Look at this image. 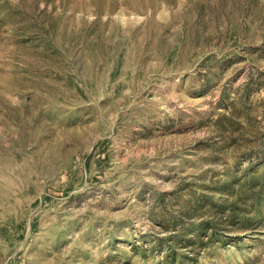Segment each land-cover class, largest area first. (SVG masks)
<instances>
[{"label":"rangeland","instance_id":"rangeland-1","mask_svg":"<svg viewBox=\"0 0 264 264\" xmlns=\"http://www.w3.org/2000/svg\"><path fill=\"white\" fill-rule=\"evenodd\" d=\"M169 253L264 264V0H0V264Z\"/></svg>","mask_w":264,"mask_h":264},{"label":"trees","instance_id":"trees-1","mask_svg":"<svg viewBox=\"0 0 264 264\" xmlns=\"http://www.w3.org/2000/svg\"><path fill=\"white\" fill-rule=\"evenodd\" d=\"M234 209V208H233ZM209 228V230H212L213 231V234L215 233L214 232V227H208ZM205 229V228H204ZM207 231V230H206ZM169 249H171V247H169ZM170 256H172L170 253L168 254V255H166V257H165V264H169L168 262H170L171 261V257Z\"/></svg>","mask_w":264,"mask_h":264}]
</instances>
